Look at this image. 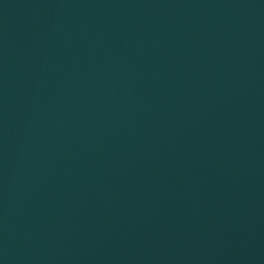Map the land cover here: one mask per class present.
Segmentation results:
<instances>
[{
  "label": "water",
  "instance_id": "obj_1",
  "mask_svg": "<svg viewBox=\"0 0 264 264\" xmlns=\"http://www.w3.org/2000/svg\"><path fill=\"white\" fill-rule=\"evenodd\" d=\"M0 264H264V0H0Z\"/></svg>",
  "mask_w": 264,
  "mask_h": 264
}]
</instances>
